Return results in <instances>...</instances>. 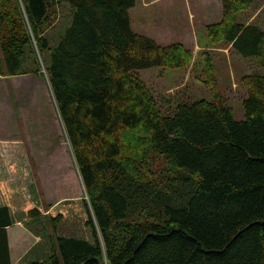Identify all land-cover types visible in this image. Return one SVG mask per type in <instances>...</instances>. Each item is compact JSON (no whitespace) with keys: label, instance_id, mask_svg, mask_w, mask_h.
I'll list each match as a JSON object with an SVG mask.
<instances>
[{"label":"trees","instance_id":"1","mask_svg":"<svg viewBox=\"0 0 264 264\" xmlns=\"http://www.w3.org/2000/svg\"><path fill=\"white\" fill-rule=\"evenodd\" d=\"M220 2L207 37L262 69L241 78L240 119L217 92L162 112L134 70L184 67L191 50L133 31L136 0H0V72L48 82L93 232L50 237L29 264H264V29L237 16L254 0ZM65 15L57 40L48 29ZM149 150L167 165L158 178ZM10 224L2 205L0 264Z\"/></svg>","mask_w":264,"mask_h":264},{"label":"rangeland","instance_id":"2","mask_svg":"<svg viewBox=\"0 0 264 264\" xmlns=\"http://www.w3.org/2000/svg\"><path fill=\"white\" fill-rule=\"evenodd\" d=\"M170 1L178 9V27L174 25L172 8L164 1L144 7L141 0H136L130 12L131 28L160 44L182 43L191 50V60L184 67L154 66L136 69L134 73L143 80L164 113L171 112L179 100H209L217 92L231 107L235 118H243L242 100L247 93L241 78L247 73H260L262 69L253 58H243L230 45L207 37L204 13L195 12L197 0H189L195 12L191 24L187 23L184 0ZM60 5L68 6L65 2ZM216 15L217 12H211L208 22H215ZM237 16L264 29V0H254L248 11H241ZM70 20L71 16H61L48 29V34L55 37L58 32V40ZM0 142V149L4 145L9 151L23 150L28 161L29 175L22 181L23 185L16 184V179L9 177L10 172L0 176L3 177L0 184L10 194L16 192V198L20 199H7V204L12 206L13 222L19 220L23 223L21 227L30 233L21 251L14 249L15 256L22 253L19 264L46 258L50 237L93 241L83 202L87 194L45 78L30 72L17 75L0 72ZM0 156L7 162L13 160L12 164L16 165L13 151L6 154L0 151ZM144 164V170L153 177L166 173L165 159L152 150L147 152ZM33 207L41 211L39 216L29 215ZM17 227L15 223L11 230Z\"/></svg>","mask_w":264,"mask_h":264},{"label":"crops","instance_id":"3","mask_svg":"<svg viewBox=\"0 0 264 264\" xmlns=\"http://www.w3.org/2000/svg\"><path fill=\"white\" fill-rule=\"evenodd\" d=\"M141 1H142V5L144 7L155 4L156 2L164 1V3L167 6L171 7L173 12H174V18H173L174 25L176 27L179 26V15L177 14V11H178L177 6H175V7L171 6L172 2L170 0H167V1H165V0H141ZM184 5H185V14L187 16V23H189V24L193 23L194 18H195V14H194L195 12H203L204 18L206 19L207 24L211 23V22H208V21H210L209 16H210L211 12H217V15L215 16V19H217L216 21L220 20V18H221V14H220L221 2H220V0H197L196 5H194L195 9H196L195 12L193 10H191V8H190L189 0H184ZM134 6H136V5H134ZM132 8L129 10L130 18H131L130 12H131ZM2 148L3 149H0V151L3 154H6V153L13 151L16 154L17 159L15 160L16 165H13L12 164L13 160L10 162H7V160L2 159V156H0V176H2L3 174H4V176H6L8 174V172H10L9 177H14L16 179V184L22 183V181L27 180L29 172H28V169L26 166L27 158H26V154L24 153V151L20 150L19 151L20 153H17L16 150L9 151L7 149V146L5 147L4 145ZM24 155H25V158H24ZM2 179H3V177H0V180H2ZM22 185H23V183H22ZM18 192H19V190H18ZM15 194H16V192L10 194V191H7L5 189V187L2 184H0V206L6 205L8 207L10 218H11V224L6 226L10 264H19V262H20L19 257L22 253L15 256L14 255V249L19 248L17 252H20L21 251L20 247L25 245V241H27V235L30 234L28 230L21 227V225L23 223H20L19 220L17 222H13V220H12V210H11L12 206L10 204L9 205L7 204V199L12 198L15 200H20L19 197L16 198ZM31 209H33V211L37 210V212H30L31 211L30 210L29 215H31V216H39V214L41 213V211H39L38 208L33 207ZM15 223H17V226H19V227H17V230H11L12 226ZM38 242H40V240ZM41 259H43V258H41ZM35 260H37V259H35ZM30 261L31 260H29V262ZM29 262H28V264H29Z\"/></svg>","mask_w":264,"mask_h":264}]
</instances>
